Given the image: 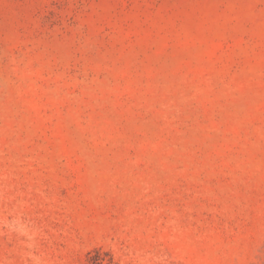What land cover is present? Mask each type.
<instances>
[{
	"label": "rangeland",
	"instance_id": "1",
	"mask_svg": "<svg viewBox=\"0 0 264 264\" xmlns=\"http://www.w3.org/2000/svg\"><path fill=\"white\" fill-rule=\"evenodd\" d=\"M0 264H264V0H0Z\"/></svg>",
	"mask_w": 264,
	"mask_h": 264
}]
</instances>
